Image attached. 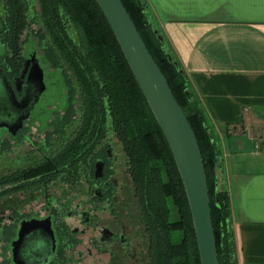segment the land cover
I'll return each mask as SVG.
<instances>
[{"label":"trees","instance_id":"1","mask_svg":"<svg viewBox=\"0 0 264 264\" xmlns=\"http://www.w3.org/2000/svg\"><path fill=\"white\" fill-rule=\"evenodd\" d=\"M0 1L2 56L20 53L24 36L42 45L45 61L62 75L68 99L65 114L55 118L58 123L54 128H69L78 113L73 129L79 136L53 155L54 167L35 165L1 175L0 197L11 190L48 191L50 179L56 176L61 177L62 186L68 187L62 188L63 192H68V179L81 167L60 165L75 155L82 158L83 148L94 149L108 131L124 151L125 173L132 182L139 219L147 235L148 264H201L185 190L170 148L97 2ZM121 1L197 138L219 264H237L229 192L220 183L218 135L147 0ZM88 168L87 163L83 169ZM45 172L50 173L44 183L39 177ZM60 225V230L68 234V226L64 222ZM12 228L3 227L0 239L10 240L15 234Z\"/></svg>","mask_w":264,"mask_h":264},{"label":"flooded vegetation","instance_id":"2","mask_svg":"<svg viewBox=\"0 0 264 264\" xmlns=\"http://www.w3.org/2000/svg\"><path fill=\"white\" fill-rule=\"evenodd\" d=\"M2 12L3 3L0 16ZM23 39L20 53H10L6 58L2 56L4 48L0 42V163L7 164V171L0 176L35 165L54 167L51 161L53 155H57L66 143L79 137L73 129L78 113L74 115L69 128L64 131L54 128V124L58 123L55 118L64 116L68 102L62 75L45 61L42 45L35 38L24 36ZM37 65L42 72L40 78ZM61 86L62 94L58 91ZM53 92L64 98L65 105L55 108L46 104L40 107L39 114L49 112L43 121L32 117L31 112L40 99ZM23 148L27 153L26 159L19 156ZM87 163L89 168L84 170ZM124 163L121 145L107 131L94 149L83 148L82 158L78 159L75 155L70 162L60 165L63 168L81 167L68 179V192H63L62 188L68 187L62 186L61 177L56 176L50 179L48 191L39 188L36 192L25 189L11 190L6 194L7 197L20 198L35 196L26 207L11 209L7 214L0 215V230L5 226H12L15 230L10 240L0 239V264H84V261L89 262L93 252L107 255L104 264H120L125 259L133 260L130 264H139L135 259L138 260L140 256L133 252V245L126 237L125 227L120 220V178L128 181L129 192L124 196L126 206L143 239V259L144 264H148L147 235L139 219L133 185L125 173ZM57 171L56 168L54 172ZM49 173L45 172L39 179L45 183L49 176L46 174ZM47 217L54 234V250L49 235L36 231L17 249L19 257H15L18 261L15 262L11 242L16 238L20 222ZM61 222L68 226V234L60 230ZM74 240L77 242L74 243Z\"/></svg>","mask_w":264,"mask_h":264},{"label":"crops","instance_id":"3","mask_svg":"<svg viewBox=\"0 0 264 264\" xmlns=\"http://www.w3.org/2000/svg\"><path fill=\"white\" fill-rule=\"evenodd\" d=\"M213 125L237 264H264V0H147Z\"/></svg>","mask_w":264,"mask_h":264},{"label":"water","instance_id":"4","mask_svg":"<svg viewBox=\"0 0 264 264\" xmlns=\"http://www.w3.org/2000/svg\"><path fill=\"white\" fill-rule=\"evenodd\" d=\"M95 1L110 25L170 148L190 209L200 263L219 264L206 172L191 124L122 1ZM158 38L161 39V35H158ZM38 68L40 78L42 72L39 66ZM36 231L49 235L52 251L54 250L55 239L49 218L24 219L20 222L16 238L11 242L14 259L18 256L16 252L22 242ZM15 262L18 261L15 259Z\"/></svg>","mask_w":264,"mask_h":264},{"label":"rangeland","instance_id":"5","mask_svg":"<svg viewBox=\"0 0 264 264\" xmlns=\"http://www.w3.org/2000/svg\"><path fill=\"white\" fill-rule=\"evenodd\" d=\"M2 11V2L0 1V12ZM28 46V45H27ZM0 51H1V44H0ZM58 91L60 94L63 93V88L62 86L58 88ZM57 95L55 92L52 93V95L48 96H43L40 101L36 104L34 109L31 112L32 117L43 121L46 119L47 113H42L39 114L40 107L45 106L46 104L54 105V107H60L64 103V98L62 96ZM34 129V127H32ZM2 131V128H0V133ZM20 158L23 157L26 159L27 153H25V148L20 149L19 152ZM5 160V159H4ZM7 164L0 163V174L4 173L7 171ZM119 194H121V198L119 199V207L118 209L120 210V220L122 224L125 227V232H126V237H129L128 240H130V244L133 245V252L136 254L139 259H135V262H138L139 264H144V259H143V239L140 236V232L138 229H136L134 222L131 220L133 219L130 210L127 209L126 206V199L124 196L128 195L129 189H128V181L125 178H120V183H119ZM31 195L29 198H20L18 196H10L7 197V195H3L0 197V215L1 214H7L11 209H22L26 207L27 203L29 202L30 199L34 198ZM120 196V195H119ZM91 260V261H90ZM89 260V262L84 261V264H104L107 260V255L102 254V255H97L95 252L92 254V258ZM124 260V259H123ZM130 259H125V261L121 262L120 264H130L133 262V260L130 262Z\"/></svg>","mask_w":264,"mask_h":264}]
</instances>
